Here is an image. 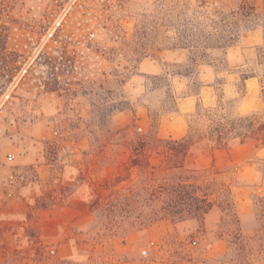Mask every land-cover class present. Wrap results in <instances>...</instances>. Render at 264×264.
<instances>
[{
    "label": "rangeland",
    "instance_id": "1",
    "mask_svg": "<svg viewBox=\"0 0 264 264\" xmlns=\"http://www.w3.org/2000/svg\"><path fill=\"white\" fill-rule=\"evenodd\" d=\"M251 1L261 6V0ZM236 2L0 0L2 54L17 55L10 56L17 67L10 82L0 79V172H9L8 183L13 182L6 186L7 193L27 186L22 194L31 207L19 228L12 222L10 232L0 237V264H219L226 259L229 237L219 228L217 209L202 222L160 221L95 242L87 231L97 215L88 205L93 189L103 192L126 159V143L147 136L153 125L160 137L185 136L196 105L213 107L220 97L226 114L264 113L259 81L247 80L243 93L237 74L231 73L264 47V25L244 20L237 21L235 40L226 50L211 52L213 67L199 68L200 79L215 86L202 88L191 110L177 112L188 90L175 73H183L188 62L186 51L168 50L174 28L167 16L182 4L207 12L228 11ZM223 61L230 72L217 73L224 69ZM216 78L224 80L220 88ZM106 79L124 81L111 86L119 88L132 107L106 125L122 133L98 152L86 123L99 128L97 114L108 108ZM172 94L176 109L167 98ZM261 159L264 144L247 139L220 148L201 142L187 162L188 169L233 185L247 236L255 227V196L264 197V181L257 174ZM249 253L250 264H264L254 247L249 246Z\"/></svg>",
    "mask_w": 264,
    "mask_h": 264
},
{
    "label": "trees",
    "instance_id": "2",
    "mask_svg": "<svg viewBox=\"0 0 264 264\" xmlns=\"http://www.w3.org/2000/svg\"><path fill=\"white\" fill-rule=\"evenodd\" d=\"M184 6L182 4L180 10L167 16L168 26L174 28L173 43L168 50L186 51L188 64L184 66L183 73H175L176 78L186 81L187 95L198 97L202 88L215 86L200 79L199 68L213 67L208 60L211 52L224 50L235 40L233 31L237 21L264 25V0H261L260 7L251 0H237L228 11L217 8L202 12ZM4 53L0 47V56H4L3 59L0 57V79L5 77L10 82L13 71L17 69L13 64L14 58L10 56L17 55ZM39 57L48 59L44 54ZM220 65L224 69L217 70V73L230 72L225 61ZM238 69L231 73L237 74L243 93L246 81L253 78L259 81L264 93V47L256 48L254 58L246 60ZM163 81L167 88H171L168 78ZM215 81L218 88L224 84L223 79L216 78ZM105 83L108 108L97 114L99 128H93L91 122L86 123L90 143L98 152L122 133L120 129L106 128V125L114 122L117 113L132 107L121 90L111 86H122L123 80L106 79ZM167 98H171L176 109L174 94ZM156 126L153 125L147 136L131 138L126 143V159L117 165L113 177L102 187L103 192L93 189L88 210L97 218L87 231L93 235L90 240L96 242L105 235L140 231L160 221L174 224L188 220L202 222L206 215L217 209L221 213L219 228L229 237L226 259L220 260L219 264H250L249 246L264 258V197L255 196V227L247 236L242 231L236 211L233 185L212 174H199V171L187 168L191 149L201 142L219 148L235 141L243 143L247 139L264 144V113L226 114L220 97L213 107L196 105L187 133L179 139L160 137ZM257 174L263 182L264 159L258 162ZM195 243L189 244L191 248Z\"/></svg>",
    "mask_w": 264,
    "mask_h": 264
},
{
    "label": "crops",
    "instance_id": "3",
    "mask_svg": "<svg viewBox=\"0 0 264 264\" xmlns=\"http://www.w3.org/2000/svg\"><path fill=\"white\" fill-rule=\"evenodd\" d=\"M194 102H197V97L185 95L177 104V112L191 110L192 103ZM181 137L183 136L176 139ZM8 174L9 172H0V237H4L7 232H10L9 227L12 225V222H16L18 225L16 226L19 228L20 222L27 214V210L31 208L26 196L22 194V191L27 189V186L20 187V189L14 187L15 191L12 194L6 192V186L12 187L13 185L12 180L9 182L12 185L8 183Z\"/></svg>",
    "mask_w": 264,
    "mask_h": 264
}]
</instances>
